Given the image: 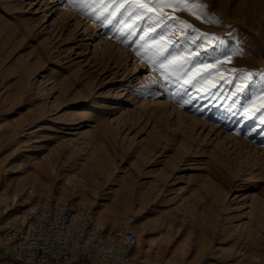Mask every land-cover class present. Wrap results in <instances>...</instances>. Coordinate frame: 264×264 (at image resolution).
<instances>
[{
  "label": "rangeland",
  "instance_id": "1",
  "mask_svg": "<svg viewBox=\"0 0 264 264\" xmlns=\"http://www.w3.org/2000/svg\"><path fill=\"white\" fill-rule=\"evenodd\" d=\"M48 1L44 22L40 0H0V222L70 198L135 233V264H264V124L245 118L264 106V0H165L149 7L167 18L145 23L130 0H63L124 49L99 62L84 25L63 27L69 49L47 39L62 20Z\"/></svg>",
  "mask_w": 264,
  "mask_h": 264
},
{
  "label": "built area",
  "instance_id": "2",
  "mask_svg": "<svg viewBox=\"0 0 264 264\" xmlns=\"http://www.w3.org/2000/svg\"><path fill=\"white\" fill-rule=\"evenodd\" d=\"M94 212L88 202L37 196L0 222L3 257L23 264H58L70 256L108 264H135V233L122 225L106 232L95 221Z\"/></svg>",
  "mask_w": 264,
  "mask_h": 264
},
{
  "label": "bare ground",
  "instance_id": "3",
  "mask_svg": "<svg viewBox=\"0 0 264 264\" xmlns=\"http://www.w3.org/2000/svg\"><path fill=\"white\" fill-rule=\"evenodd\" d=\"M40 2L43 4V10H42V12H43V20L42 21H46V20H48L49 18H47V14H48V11L49 10H51L50 8L53 6H51V7H49V1L48 0H40ZM56 7H55V9H54V11H57V16L58 17H60V16H62V20H61V22H60V24L59 25H56L53 21H47V23L45 24V26H44V28H45V30H46V34H47V36L46 37H49V38H47V39H52V40H54L53 42H55V43H58L59 41H60V43L62 42V44L65 46V48H70V43H66L67 42V40L69 41V37H67L66 35H64V33H63V27H65L66 28V25H68L69 24V22L71 21V23H73L74 24V26H80V25H84V31L82 32V33H80L79 35H80V42H81V44L83 45V47L86 45L87 46V42L85 41L86 39H91L92 41H93V43H94V48H93V50H92V54L94 55V58H93V60H91V61H95V62H99L100 61V58L103 60V59H105V58H108V55H113L114 53H115V55L117 56V57H119V55L121 56L124 52V49H121L122 47L121 46H112V42L111 41H109V40H105V39H103V38H99V40H96V33L94 32V29L92 28L93 26L91 25V23H88V21H84V19L81 17V15L82 14H79V13H77L76 11H74V10H71L70 9V7H68V6H66L65 5V3L63 2V0H56ZM37 9V8H36ZM34 10L33 11V13H31V16H30V19H26L24 22H25V24L26 25H28V26H26V27H29L30 26V29H32L31 28V26L32 27H34L33 25L37 22V20L39 21V18L40 17H38V15L35 13L37 10ZM41 15V14H40ZM39 15V16H40ZM84 17V16H83ZM56 21V20H55ZM59 26V27H58ZM27 31H29V33H31L30 32V30H29V28H28V30ZM32 31V30H31ZM23 32V31H22ZM89 32V36H88V33ZM28 33V34H29ZM85 35H87L84 39H83V37L85 36ZM99 36H101L100 34H98ZM45 36V35H44ZM90 37V38H89ZM81 38H82V41H81ZM71 39V38H70ZM45 40V39H44ZM43 41V40H42ZM79 41V40H78ZM45 42H48V40L47 41H45ZM45 42L43 43V44H45ZM50 42V41H49ZM52 42V41H51ZM103 43V44H102ZM48 45V44H47ZM50 45V44H49ZM55 45V44H54ZM57 45V44H56ZM45 46V45H44ZM47 47H49V46H47ZM52 48V47H51ZM54 49V48H53ZM60 49V48H59ZM84 49V48H83ZM43 50V49H42ZM46 51V50H45ZM44 51V52H45ZM51 51V50H50ZM56 51V50H55ZM60 51V50H59ZM58 51V52H59ZM73 52H74V49H73ZM76 52H78V51H76ZM99 52V53H98ZM79 53V52H78ZM82 53V52H81ZM40 54H41V52H40ZM84 54V53H83ZM91 54V55H92ZM86 55V54H85ZM90 55V56H91ZM89 56V55H88ZM123 56V55H122ZM86 58V57H85ZM89 59V58H88ZM82 60H83V58H82ZM87 60V59H86ZM101 60V61H102ZM81 61V60H80ZM135 62V61H134ZM87 63V62H86ZM92 63V62H91ZM90 63V61H88V67L86 68V69H84L85 71H83V74H85L86 75V73L88 74V70H89V68L90 67H92L91 65H89V64H91ZM93 64V63H92ZM100 65V64H99ZM80 66V65H79ZM93 68V67H92ZM91 68V69H92ZM85 72V73H84ZM88 80V79H87ZM117 91V90H116ZM116 91H115V93H116ZM149 92V91H148ZM156 104H160V105H163L164 106V112H167L168 111V113H171L172 112V108L170 107V106H166V103L164 102V100L162 101L161 99H160V97L158 98V100H153ZM152 101V102H153ZM153 102V103H154ZM176 112V111H175ZM103 117V116H102ZM176 117H177V119L178 120H180L181 119V115H180V112L178 111V113L176 114ZM192 117V119L194 120V121H199L200 123H204V121L200 118V117H198V116H191ZM225 137H227V138H229V137H232V139L234 138L235 140H238L239 138H237V137H235L234 135H233V133H231L230 131H226V134H225ZM239 142H241V140L239 139ZM1 147H3V146H1ZM3 150V149H2ZM4 151V150H3ZM251 185V184H250ZM253 202L255 201V200H252ZM257 201V200H256ZM256 205V204H255ZM251 206V205H250ZM254 207V206H253ZM255 209V208H254ZM261 212H262V210H261ZM249 228V227H248ZM250 231V230H249ZM247 236V235H246Z\"/></svg>",
  "mask_w": 264,
  "mask_h": 264
},
{
  "label": "snow or ice",
  "instance_id": "4",
  "mask_svg": "<svg viewBox=\"0 0 264 264\" xmlns=\"http://www.w3.org/2000/svg\"><path fill=\"white\" fill-rule=\"evenodd\" d=\"M69 2H72L75 6H80L81 8H83V4L82 3H77V0H69ZM97 2H99V0H97ZM165 0H130V4L129 6H135V10L137 12L140 11H145V18L142 19L141 21H139V23H145V21H152V20H163L166 19L167 17L164 16L163 14L157 15V13L155 12L154 9H150V5L155 4L156 7H160L162 3H164ZM192 2H194V0H192ZM128 11V8H124L123 11L120 13V15H123L125 12ZM109 15H111V12H109ZM98 19L100 17H97ZM111 22V21H110ZM135 27V26H133ZM157 27H159V24H157ZM141 31H143V29H141ZM129 35L133 34L131 31L128 33ZM143 38V37H142ZM149 38H153L154 36L149 33ZM168 52V48L165 47L162 51H160L157 55L158 57H163L165 60L168 58L165 53ZM179 67H183V64H180ZM206 71V70H205ZM204 73L198 74L197 77H194L193 80L189 81L188 83L193 85V87L195 86L196 83L199 82L200 79L203 78ZM243 91V90H241ZM259 115L261 124H264V106H262L261 108H257L250 117L246 116V119H255L257 118V116Z\"/></svg>",
  "mask_w": 264,
  "mask_h": 264
},
{
  "label": "crops",
  "instance_id": "5",
  "mask_svg": "<svg viewBox=\"0 0 264 264\" xmlns=\"http://www.w3.org/2000/svg\"><path fill=\"white\" fill-rule=\"evenodd\" d=\"M0 257L4 258L3 255L0 256ZM8 260H13V259H9V258H8ZM13 261H15V260H13ZM64 261H65V259H64V260H61L59 263L64 262ZM59 263H58V264H59ZM46 264H53V263H52V262H47Z\"/></svg>",
  "mask_w": 264,
  "mask_h": 264
}]
</instances>
